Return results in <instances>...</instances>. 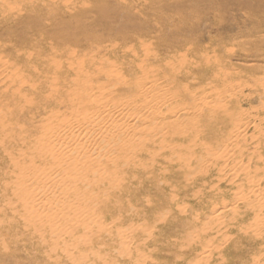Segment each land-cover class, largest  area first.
Masks as SVG:
<instances>
[{"label": "rangeland", "instance_id": "374dc122", "mask_svg": "<svg viewBox=\"0 0 264 264\" xmlns=\"http://www.w3.org/2000/svg\"><path fill=\"white\" fill-rule=\"evenodd\" d=\"M134 82L151 85L139 97L146 107H169L164 121L194 107L188 93L193 101L207 93L198 100L205 113L233 103L226 116L243 114L246 127L229 140L213 186L237 187L246 168L264 174V0H0V95L10 94L12 113L9 160L0 155V264H264V199L255 202L256 224L248 217L231 227L242 204L214 221L207 188L164 191L173 170L156 128L137 133L123 154L97 140L56 182L59 148L48 136L80 124L81 113L114 116ZM191 108L185 121L197 123L184 144L217 153L230 128ZM199 152L194 166L210 162ZM48 192L53 213L41 210ZM207 232L211 251L197 262Z\"/></svg>", "mask_w": 264, "mask_h": 264}, {"label": "bare ground", "instance_id": "6f19581e", "mask_svg": "<svg viewBox=\"0 0 264 264\" xmlns=\"http://www.w3.org/2000/svg\"><path fill=\"white\" fill-rule=\"evenodd\" d=\"M127 84L128 83L126 82L123 83V85H127ZM134 86L132 87L129 86L126 89V91H132V89H134V91H132L131 93L132 95H130L129 97L127 96L123 99L125 102V105L121 108L122 110H118V113H115L114 116L105 119V118H102L101 116H95V115L90 116V114L81 113V116L85 115L86 117L83 118L80 124L76 126H71L69 125V123H66L63 127L62 135L48 136L52 145H55L56 147L59 148V150L57 149L58 151H57L56 158H59L60 160H58L57 166H55L52 169L53 176L56 182L59 181L63 175L61 170L65 168L66 165H68V163L71 164L73 163V161L75 162L76 159L73 158L74 155H78L79 157L84 159V157H86L88 153L90 154V151H92L93 144L97 140L100 141V144L101 143L104 145L109 144L110 146L109 148H111L112 155L115 153L123 154L126 150H128L131 147L132 138L137 133H139L140 136L142 137L145 135V132L148 131L147 135H151L152 133L151 129L156 128L157 133L155 136L158 138L161 145L164 146L161 148L162 149L161 154L164 156L163 157L164 160H167V157H169L168 162L170 164V168L173 170V172L170 174L171 175L170 180L167 181L166 185L162 187L164 191L166 192L168 191L170 192L171 195H175V193L177 192L184 193V192H187L188 190L193 191L196 189L207 188V191L209 192V195H210V196L209 195L207 196H209V198H211L212 196H215L213 203L216 204L215 210L213 212L211 211L212 209L211 207H207L208 212L210 213L212 212V217L210 219H213L215 221V219H219L225 211L227 210L230 211L231 209L237 208L238 204H242L243 206H241L242 209L240 210V214L236 216L237 218L235 217L230 218L227 221V225L231 227H239L246 219H248V217H250V220L253 219L252 224L253 223L256 224L257 218L252 214L253 211H256V208H257V204L255 202L257 200L260 201L264 199V186H261V182L264 181V174L261 173L259 166H256V168H254L253 171H250V170L248 171L247 170L248 168H246V170L243 173H241L242 175L239 176L240 182H239V185L235 188L232 186H227L225 188L224 187L222 188L220 187L222 183H220L221 185L216 184L213 186V182L216 181V178L218 175L217 173H215V166L218 160L223 157L224 152L226 148L228 147L229 140L231 142L235 141L236 136H237L235 131L236 130L238 132L242 131L246 127V123L244 121V115L238 114V112H236L234 116H231V117L226 116L227 115L226 110L228 109V107L231 106L234 109L233 103L231 104L230 102H228L227 105H223L220 107L217 106L215 107L214 110L208 111L207 113H205V110L207 108L204 106H201L198 103V100L200 101L203 97L206 96L207 93H202V94L197 93L196 97L199 99L196 101H193L194 96L188 93V97H187L188 101L194 104V107H193L194 112L192 113L196 112V114L200 115V118H203L202 121L204 122L206 121V124L209 121H218L219 124H221L222 122L221 125H223L225 121L226 123L224 124V126H221L222 129H225L227 127L230 128L229 132L227 133V137L224 140L225 143L223 142L222 144L221 143L216 144L217 153L212 154V155L210 154V151L208 150V147L210 144L207 145V147L196 145L193 151L191 150V148H189L188 146L184 144L187 139L188 134L191 132H195L194 127H195V123H197V122H189L188 120L187 122L185 121L186 120L185 118H187V115L189 116L191 114V111H190L191 107L186 108V109L183 107V108L171 111L170 116H169L171 117V119L164 121L167 118L164 117L165 113H162L161 110H165V108L167 109L169 107H166V106L165 108L160 107V109H156L153 106L146 107V105H144V103L141 102V100L139 99L142 93H148L150 91L151 85L143 86V85L138 84V82H136ZM9 95L5 93L0 95V103H3V106H5L4 110L0 109V155L4 153L5 155L3 154L2 155L4 156L5 159H8V160H9L8 156L10 155L6 151V148L8 147V146L6 147V145L10 140V136H9L10 134L8 133L12 131L11 124L8 122L9 119L11 120L12 118V113L7 111L6 109V106H8V102L11 103V101L9 100ZM10 99H12V97H10ZM129 105L132 106L133 108H130V110L124 109L125 106H129ZM201 109H203V112H201L202 114L200 113ZM154 114H158L159 117L153 118ZM118 124H120L121 127H119L118 129H112L113 126L118 125ZM104 129L107 130L106 131L107 133L104 132ZM62 137L64 138L63 142L58 140V139H61ZM64 148H67V151L68 149L72 150L73 153L67 156V154H64V152H62ZM201 148L202 150H205L207 152V156L210 158V162L205 165H202L203 163L201 162L202 166L201 165L194 166L197 163V154H200L199 150ZM55 151H56V148L53 149L52 153H54ZM244 151H242L239 154L240 159H242V157L244 156ZM97 155L99 157L98 153ZM171 156L173 157L170 158ZM111 157H112L111 155L109 156L108 154H105L104 159L102 158V162L103 161L107 163L110 162L112 160ZM3 164L4 163H2V165ZM209 165H211V168L208 170ZM191 172L192 173L196 172V174L193 173L194 176L192 175L190 176V178H188L187 175L190 174ZM197 174H202V175L196 176ZM2 178L3 180L4 179L8 180L7 172H5L2 175ZM230 193L235 194V197L232 198L233 196H231ZM54 195L55 193L53 192L47 193V198L52 199L50 205H49V200L46 199L43 208L41 206L42 204L37 205L35 208L38 210L42 208L41 209L42 211L50 210L51 211L50 213H53V206L56 203L55 202L56 196ZM34 201L38 202L39 198L34 199ZM57 206H59L58 203H57ZM263 218H264V214H261L260 220L263 221ZM188 224L189 223L187 224L184 223L185 228H188ZM209 232H207L205 236L202 239H200V241H197L199 242L200 247H202L201 249L198 250L197 254L196 252L194 253V255L196 254L197 256L195 259L193 257V259L197 262H200L202 261V259H205L208 252L211 251L210 250L211 244L209 243L212 237L209 238V241L207 240L205 242V239L207 238L206 237L207 234L208 235L211 234V233L209 234Z\"/></svg>", "mask_w": 264, "mask_h": 264}]
</instances>
